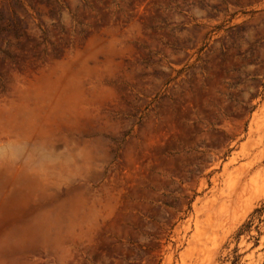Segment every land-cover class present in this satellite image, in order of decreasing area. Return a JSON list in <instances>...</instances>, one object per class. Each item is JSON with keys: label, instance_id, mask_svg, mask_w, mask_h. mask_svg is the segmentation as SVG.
Wrapping results in <instances>:
<instances>
[{"label": "rangeland", "instance_id": "1", "mask_svg": "<svg viewBox=\"0 0 264 264\" xmlns=\"http://www.w3.org/2000/svg\"><path fill=\"white\" fill-rule=\"evenodd\" d=\"M0 264H264V0H0Z\"/></svg>", "mask_w": 264, "mask_h": 264}]
</instances>
